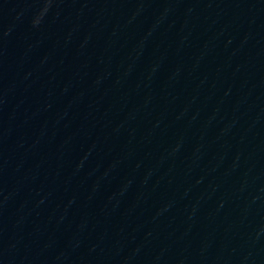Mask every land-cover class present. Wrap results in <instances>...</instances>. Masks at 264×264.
<instances>
[{
  "label": "water",
  "instance_id": "obj_1",
  "mask_svg": "<svg viewBox=\"0 0 264 264\" xmlns=\"http://www.w3.org/2000/svg\"><path fill=\"white\" fill-rule=\"evenodd\" d=\"M0 264H264V0H0Z\"/></svg>",
  "mask_w": 264,
  "mask_h": 264
}]
</instances>
